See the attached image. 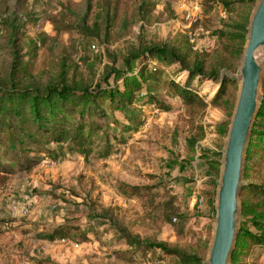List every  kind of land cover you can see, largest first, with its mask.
Instances as JSON below:
<instances>
[{"label": "rangeland", "instance_id": "374dc122", "mask_svg": "<svg viewBox=\"0 0 264 264\" xmlns=\"http://www.w3.org/2000/svg\"><path fill=\"white\" fill-rule=\"evenodd\" d=\"M255 4L0 0V84L42 88L65 81L92 89L102 83L106 89L102 78L109 69H123L128 55L164 46L189 68L203 64L208 75L220 70L219 83L209 80L198 90L209 102L221 86L222 71L235 73L241 64L243 51L239 55L234 37ZM195 5L199 19L188 29L186 13ZM149 69L161 71L162 80L150 92L159 102L136 103L135 116L142 122L137 131L123 128L130 121L120 111L111 115L117 121L112 128L124 141L111 139L114 148L107 159L100 156L104 142L87 155L69 143H48L45 152L30 154L29 169L9 161L15 171L0 174V264H182L176 255L156 248L160 244L205 260L217 185L201 165L205 151L224 147L227 135L222 137L219 128L231 122L239 84L225 79L227 95L219 105H187L169 86L176 67L156 59ZM185 73H178L179 80ZM108 77L110 85H117L112 72ZM252 161L247 159L251 170L245 183L264 184V160ZM26 205L31 209L24 214ZM53 231H58L54 240L43 239ZM121 232L149 244L150 251L129 245ZM63 240L79 247L65 246ZM237 263L264 264V248L240 254Z\"/></svg>", "mask_w": 264, "mask_h": 264}, {"label": "trees", "instance_id": "16d2710c", "mask_svg": "<svg viewBox=\"0 0 264 264\" xmlns=\"http://www.w3.org/2000/svg\"><path fill=\"white\" fill-rule=\"evenodd\" d=\"M248 24L249 19H244V22L237 27L240 33L234 37L237 40L235 48L239 49V55L242 54L246 43ZM156 59L165 67H176L178 73L186 72L183 75V81L179 80L178 73L169 81V86L185 104L216 106L226 97L229 82L219 86L209 102H206L198 93V90L209 80L220 82V70L208 75L205 73L203 64L189 68L172 49L164 46L148 47L128 55L123 69H109L102 78L103 83L107 84L106 89L103 88L102 83L92 89L88 86H71L65 81L42 88L21 87L17 84L8 87L0 84V174L14 172L13 164L19 165L22 169L31 168L33 159L30 154L34 150L40 153L45 152L44 148L48 143L62 145L69 143L70 148H78L87 155L92 152L94 144L97 143L100 146L104 142L107 146L100 156L103 159L110 157L114 148L111 139L119 143L124 141L115 133L117 128H112V122L117 123V121L111 115L115 111H120L126 120L130 121L129 125H122L123 128L127 131H137L142 122L135 116L136 103L153 101L158 104L159 102L150 94L152 84H159L162 80L161 71L149 69ZM177 65H179L178 68ZM111 72L117 84L115 86L108 83ZM257 118L247 159L255 160V163L260 164L264 160V103ZM229 125L230 120L224 128H219L222 137L227 135ZM4 136L10 140L16 139L19 146L23 148L19 150V146L13 141H3ZM32 144L40 149L25 147ZM221 149L214 153L205 151L208 155L203 158L208 168L207 177L214 186H216L221 166ZM250 170L251 168L247 165L245 179H248ZM214 198L215 192L210 202L215 214ZM242 201L245 222L233 255L234 264H238L240 254L252 252L254 248H264V184L249 183L242 192ZM57 233L58 231L48 233L43 239L54 240L58 236ZM121 235L129 245L138 247L141 252L150 251L149 244L139 242L131 234L121 232ZM156 248L176 255L182 264H202L203 259L170 251L162 244ZM48 262L38 261V264H48Z\"/></svg>", "mask_w": 264, "mask_h": 264}, {"label": "water", "instance_id": "95a60500", "mask_svg": "<svg viewBox=\"0 0 264 264\" xmlns=\"http://www.w3.org/2000/svg\"><path fill=\"white\" fill-rule=\"evenodd\" d=\"M250 15L240 66L235 73L230 70L221 73V85L225 79H231L239 84V89L221 151L215 224L203 264H232L244 222L241 195L247 186L244 180L247 156L264 100V0H256Z\"/></svg>", "mask_w": 264, "mask_h": 264}, {"label": "built area", "instance_id": "2783aa9c", "mask_svg": "<svg viewBox=\"0 0 264 264\" xmlns=\"http://www.w3.org/2000/svg\"><path fill=\"white\" fill-rule=\"evenodd\" d=\"M197 9H199V8H198L197 5H195L194 8L192 7V9H189V11H187V13H186V20L189 21L188 29H190L192 24L196 23L198 21V19H199V16L197 15L198 13L196 12ZM222 15H223V17H226L225 13H222ZM30 209H31V206L30 205H26V206H24V208L22 210V213L27 214L28 212H30ZM14 210H19V208L16 206L14 208ZM62 243L65 246L72 245V246H75L77 248L79 247L77 244L76 245L72 244L70 240H68V241L67 240H63Z\"/></svg>", "mask_w": 264, "mask_h": 264}, {"label": "crops", "instance_id": "0c3cea01", "mask_svg": "<svg viewBox=\"0 0 264 264\" xmlns=\"http://www.w3.org/2000/svg\"><path fill=\"white\" fill-rule=\"evenodd\" d=\"M201 168H202V170H204L205 172H206V176H207V172H208V168H207V166L203 163L202 165H201ZM203 172V171H202Z\"/></svg>", "mask_w": 264, "mask_h": 264}]
</instances>
